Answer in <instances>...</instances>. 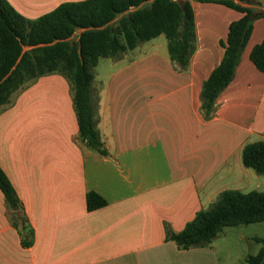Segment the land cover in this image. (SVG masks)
I'll return each instance as SVG.
<instances>
[{
  "label": "crops",
  "instance_id": "obj_1",
  "mask_svg": "<svg viewBox=\"0 0 264 264\" xmlns=\"http://www.w3.org/2000/svg\"><path fill=\"white\" fill-rule=\"evenodd\" d=\"M7 1L33 21L85 0ZM179 1H190L195 18L186 69L171 61L164 35L120 59L102 58L94 69L106 155L81 140L73 86L61 73L30 82L0 108V168L25 217L16 228L0 190V264H247L263 247L256 240L264 237L240 235L254 251L220 258L214 242L182 250L167 238L224 191L264 192V175L242 161L245 146L264 142V73L250 60L264 40V19L254 21L234 78L206 119L204 82L224 57L231 23L243 15L213 2ZM254 1L264 14L262 0ZM90 192L106 206L88 211Z\"/></svg>",
  "mask_w": 264,
  "mask_h": 264
},
{
  "label": "trees",
  "instance_id": "obj_2",
  "mask_svg": "<svg viewBox=\"0 0 264 264\" xmlns=\"http://www.w3.org/2000/svg\"><path fill=\"white\" fill-rule=\"evenodd\" d=\"M199 1L221 4L243 15L231 23L226 40L221 42L224 57L203 85L201 108L204 117L209 119L217 98L234 78L254 21L264 19V14L256 13L252 7L257 5L254 0ZM119 16L122 17L114 23ZM79 29L85 31L77 40L71 39ZM161 35L167 39L171 61L186 69L196 42L190 1L85 0L64 3L32 21L19 14L7 0H0V108L9 104L13 94L30 82L47 74L61 73L73 86L81 140L106 155L97 130L98 98L92 91L94 69L100 59H120L127 51ZM25 47L31 49L24 52ZM250 60L264 73V40L252 49ZM242 161L246 168L264 175V142L245 146ZM0 190L11 214L23 211L16 190L1 168ZM86 202L88 211L107 204L94 192L87 194ZM12 220L18 228L19 224ZM22 221L24 228L25 217ZM259 223H264V192L227 190L209 209L199 212L183 231H168L167 238L179 249L188 250L210 245L225 228ZM256 241L263 247L257 255L246 259L247 264H264V238Z\"/></svg>",
  "mask_w": 264,
  "mask_h": 264
},
{
  "label": "rangeland",
  "instance_id": "obj_3",
  "mask_svg": "<svg viewBox=\"0 0 264 264\" xmlns=\"http://www.w3.org/2000/svg\"><path fill=\"white\" fill-rule=\"evenodd\" d=\"M262 5L264 6V0H262ZM80 31L76 33L79 34ZM25 51L28 47L24 48ZM263 191V189H262ZM12 218L22 226L23 214L22 212L12 213ZM240 235H256L259 237H264V225H249V226H238L225 228L222 233H220L217 238L213 241L214 247L217 250L220 258L235 257L236 253L251 250L257 246L255 243L248 244L244 240L242 241Z\"/></svg>",
  "mask_w": 264,
  "mask_h": 264
},
{
  "label": "water",
  "instance_id": "obj_4",
  "mask_svg": "<svg viewBox=\"0 0 264 264\" xmlns=\"http://www.w3.org/2000/svg\"><path fill=\"white\" fill-rule=\"evenodd\" d=\"M84 31H85V30H84ZM42 46H43V45H42ZM29 49H31V48H28L27 50H29ZM27 50H26V51H27ZM24 52H25V49H24ZM7 77H8V76H7Z\"/></svg>",
  "mask_w": 264,
  "mask_h": 264
}]
</instances>
